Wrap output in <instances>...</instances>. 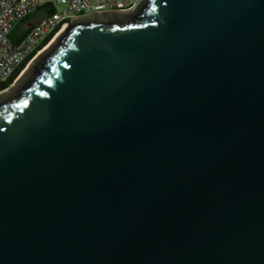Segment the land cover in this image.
<instances>
[{
  "label": "water",
  "instance_id": "95a60500",
  "mask_svg": "<svg viewBox=\"0 0 264 264\" xmlns=\"http://www.w3.org/2000/svg\"><path fill=\"white\" fill-rule=\"evenodd\" d=\"M29 66L0 100V264H264V0H144Z\"/></svg>",
  "mask_w": 264,
  "mask_h": 264
},
{
  "label": "built area",
  "instance_id": "2783aa9c",
  "mask_svg": "<svg viewBox=\"0 0 264 264\" xmlns=\"http://www.w3.org/2000/svg\"><path fill=\"white\" fill-rule=\"evenodd\" d=\"M143 1L0 0V83L6 82L36 52L29 65L71 22L97 14H131ZM56 30L53 39L39 49Z\"/></svg>",
  "mask_w": 264,
  "mask_h": 264
},
{
  "label": "trees",
  "instance_id": "16d2710c",
  "mask_svg": "<svg viewBox=\"0 0 264 264\" xmlns=\"http://www.w3.org/2000/svg\"><path fill=\"white\" fill-rule=\"evenodd\" d=\"M58 30H56L54 32V34H52L40 47L39 49H42L43 47H45L54 37L55 33H57ZM36 55V52L33 53L20 67L19 69H17V71L6 81V82H2L0 83V91L5 90L7 88H9L14 81L17 79V77L20 75V73L26 68V66L28 65V63L31 61V59Z\"/></svg>",
  "mask_w": 264,
  "mask_h": 264
},
{
  "label": "rangeland",
  "instance_id": "374dc122",
  "mask_svg": "<svg viewBox=\"0 0 264 264\" xmlns=\"http://www.w3.org/2000/svg\"><path fill=\"white\" fill-rule=\"evenodd\" d=\"M52 42V41H51ZM51 44V43H50ZM49 44V45H50ZM48 45V46H49ZM24 77H22L18 82H14L5 92H3L2 94H0V100L5 99L6 97L12 95L14 93V91L17 89V86L19 84V82L23 79Z\"/></svg>",
  "mask_w": 264,
  "mask_h": 264
},
{
  "label": "bare ground",
  "instance_id": "6f19581e",
  "mask_svg": "<svg viewBox=\"0 0 264 264\" xmlns=\"http://www.w3.org/2000/svg\"><path fill=\"white\" fill-rule=\"evenodd\" d=\"M66 28H67V26H65V27L62 29V31H61L60 33H58L57 36H59V34H61L62 32H64V30H65ZM57 36L52 40L51 43H53V42L56 41ZM29 69H30V66L28 65V66L24 69V71H23V73H22V77L27 73V71H28ZM22 77H21V78H22Z\"/></svg>",
  "mask_w": 264,
  "mask_h": 264
}]
</instances>
